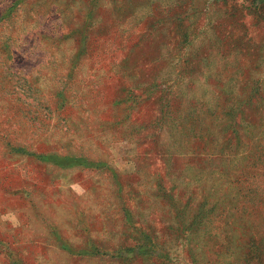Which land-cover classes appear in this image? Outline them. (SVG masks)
I'll return each mask as SVG.
<instances>
[{"label":"rangeland","instance_id":"374dc122","mask_svg":"<svg viewBox=\"0 0 264 264\" xmlns=\"http://www.w3.org/2000/svg\"><path fill=\"white\" fill-rule=\"evenodd\" d=\"M0 264H264V0H0Z\"/></svg>","mask_w":264,"mask_h":264}]
</instances>
